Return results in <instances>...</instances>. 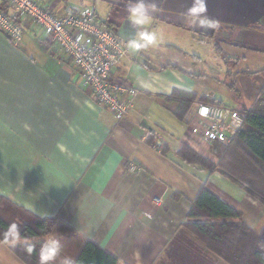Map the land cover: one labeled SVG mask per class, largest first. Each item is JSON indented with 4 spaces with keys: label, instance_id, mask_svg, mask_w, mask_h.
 Returning <instances> with one entry per match:
<instances>
[{
    "label": "crops",
    "instance_id": "crops-1",
    "mask_svg": "<svg viewBox=\"0 0 264 264\" xmlns=\"http://www.w3.org/2000/svg\"><path fill=\"white\" fill-rule=\"evenodd\" d=\"M132 2L85 0L128 44L138 31L157 34L154 46L128 47L113 70L139 90L122 120L100 107L80 73L55 47L39 44L35 31L26 30L19 44L0 31V196L40 218H59L119 264H228L184 227L192 202L206 182L257 233L264 205L178 152L187 146L214 158L211 143L191 132L200 97L249 109L260 96L264 0H203L205 11L195 15L197 0H144L157 6L144 26L129 19ZM182 44L211 45L222 63ZM229 70L239 73L238 94L224 84ZM175 89L198 95L184 121L164 99ZM130 163L139 170L129 172ZM0 264L27 263L0 239Z\"/></svg>",
    "mask_w": 264,
    "mask_h": 264
},
{
    "label": "trees",
    "instance_id": "trees-1",
    "mask_svg": "<svg viewBox=\"0 0 264 264\" xmlns=\"http://www.w3.org/2000/svg\"><path fill=\"white\" fill-rule=\"evenodd\" d=\"M216 46L219 48V44ZM237 75L238 72L229 70L224 81L228 89L236 94ZM164 99L178 105L174 115L184 121L198 95L175 89ZM199 101L222 106L216 100L204 97H200ZM241 110L246 114V119L234 140L228 145L212 143L215 160L187 146H183L178 155L209 173L219 172L264 205V191L251 179L254 176L260 182L264 180V85L254 105ZM12 224L17 225L18 239L8 235ZM183 225L209 251L228 264H264V228L260 233L255 232L244 221L242 213L211 192L206 182L192 202ZM56 226L63 227L64 234L59 237L53 235ZM72 232L59 218H40L0 196V239L9 244L27 264H40V249L51 239L58 240L61 247L50 264H63L66 258L71 259L72 264H119L113 254L97 243ZM29 247L31 252L28 251Z\"/></svg>",
    "mask_w": 264,
    "mask_h": 264
},
{
    "label": "built area",
    "instance_id": "built-area-1",
    "mask_svg": "<svg viewBox=\"0 0 264 264\" xmlns=\"http://www.w3.org/2000/svg\"><path fill=\"white\" fill-rule=\"evenodd\" d=\"M26 30L36 33V40L55 47L80 73L83 86L90 88L95 101L117 120L126 118L139 95L129 81L113 76L114 68L127 56L128 43L98 16L96 8L85 0H0V31L14 43L22 41ZM198 123L192 134L198 140L230 144L245 123L246 114L237 108L199 104ZM156 147L163 143L158 132ZM127 170L139 167L130 163ZM161 203V200H157Z\"/></svg>",
    "mask_w": 264,
    "mask_h": 264
},
{
    "label": "clouds",
    "instance_id": "clouds-1",
    "mask_svg": "<svg viewBox=\"0 0 264 264\" xmlns=\"http://www.w3.org/2000/svg\"><path fill=\"white\" fill-rule=\"evenodd\" d=\"M156 11L157 6L155 3L146 4L144 0H134L131 6L128 8L129 19L131 22L138 26H144L150 23L149 12ZM205 11L203 0H197V6L190 9V13L195 15L197 13H202ZM199 23L201 25H208L210 22L206 19H200ZM157 43V34L154 31H138L136 37L129 41L128 47L131 49H145L149 46H154ZM8 235L14 239L19 238V233L17 231V225L12 224L8 229ZM60 243L56 239H51L45 243L39 252L40 264H50L53 261L58 252L60 251ZM31 252V247L28 248ZM63 264H72L71 259H64Z\"/></svg>",
    "mask_w": 264,
    "mask_h": 264
},
{
    "label": "rangeland",
    "instance_id": "rangeland-1",
    "mask_svg": "<svg viewBox=\"0 0 264 264\" xmlns=\"http://www.w3.org/2000/svg\"><path fill=\"white\" fill-rule=\"evenodd\" d=\"M101 13V12H100ZM102 14V13H101ZM102 15H104V14H102ZM101 15V16H102ZM103 17V16H102ZM183 46L182 47H184L183 49H187V50H189V51H199L200 53H203V54H205L206 56H205V58H206V60L207 61H210V62H212V63H216V62H218V63H222V57H220V54L219 55H217V53H215V52H213L212 51V46L211 45H197V47H194L193 45L192 46H189L188 44H182ZM59 51V50H58ZM60 52V51H59ZM212 53V54H211ZM60 54L63 56V54L60 52ZM207 54H208V57H207ZM63 58H64V60H65V62H67V64L68 65H70V66H72V64H71V62H70V60L69 59H67V58H65L64 56H63ZM73 67V66H72ZM258 99V98H257ZM256 99V100H257ZM210 145H212V144H210ZM213 154V153H212ZM211 159H213V160H215V158H211ZM252 179V181H253V183H254V181H255V183L261 188V190L262 191H264V180H262L261 182L260 181H258V178H256V177H254L253 176V178H251ZM260 182V183H259ZM55 230H56V233L55 234H53L54 236L56 235V236H61L62 234H64L63 233V227H61V226H56V228H55Z\"/></svg>",
    "mask_w": 264,
    "mask_h": 264
}]
</instances>
